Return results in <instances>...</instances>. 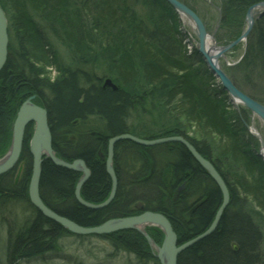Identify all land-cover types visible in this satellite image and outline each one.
<instances>
[{
  "label": "trees",
  "instance_id": "16d2710c",
  "mask_svg": "<svg viewBox=\"0 0 264 264\" xmlns=\"http://www.w3.org/2000/svg\"><path fill=\"white\" fill-rule=\"evenodd\" d=\"M258 1H223L222 23L228 27L226 35L236 33V21L243 9ZM0 5L11 37L7 60L0 71V126L10 121L23 101V92L25 95L35 93L38 103L48 111L54 148L70 160L83 158L91 168L92 175L82 188V196L94 203L103 202L110 191L104 161L99 158L100 150L106 152L108 137L126 132L144 138L171 133L184 136L220 173L229 188L230 203L214 232L184 250L178 264L263 262L264 163L251 153L249 139L254 137L249 133L248 137L245 135L237 113L228 108L226 92L216 93L200 78L180 39L176 13L165 0H0ZM37 20L72 51L75 58L72 67L59 64ZM247 44L246 53L255 49L264 66V15L255 20ZM51 71L56 72L52 78ZM101 75L109 76L117 88L103 87ZM10 105L14 106L9 116ZM164 112L170 118H163ZM241 112L249 120L245 110L241 108ZM89 117L99 118L101 127L87 125ZM33 126L31 124L26 132L19 160L26 166L23 180L13 185L14 170L0 175V200L9 195L25 197V182L29 179L32 160L28 132ZM193 128H197L194 136H188V130ZM97 130L102 138L89 141L83 137ZM6 144V134H0V148ZM158 147L159 153L155 149ZM138 150L150 153L155 162L151 177L143 175L144 187L149 184L150 189L158 190L155 210H165L161 207L163 193L160 191L165 187L161 175L164 165L169 164L177 178L186 170L192 171L188 188L166 215L180 243L205 231L222 202L221 192L211 176L180 143L146 149L126 140L116 145L117 153L135 155ZM159 154L164 156V161L159 159ZM134 155L132 160L136 163L138 158ZM114 161L118 164L119 159ZM144 164L134 172L141 175L140 172L145 171ZM75 179L71 170L45 160L41 177L44 203L82 226L97 225L116 216L103 213L113 212L114 206L122 205L123 192L117 190L109 205L91 210L75 199ZM195 193L203 194L206 200L194 210V206L191 208L193 213L185 222L183 208L189 205L190 195L195 197ZM26 224L11 242L10 258L15 254L19 258L38 255L50 248L45 237L57 231L68 232L42 214H35ZM103 237L116 249H132L142 264H160L152 255L146 238L138 231L121 230ZM232 243L237 244L238 250H232Z\"/></svg>",
  "mask_w": 264,
  "mask_h": 264
},
{
  "label": "rangeland",
  "instance_id": "374dc122",
  "mask_svg": "<svg viewBox=\"0 0 264 264\" xmlns=\"http://www.w3.org/2000/svg\"><path fill=\"white\" fill-rule=\"evenodd\" d=\"M183 1H186L191 6V9L202 20L206 33L209 39L211 40V45H213V42L215 43V41H216L215 44L217 46L226 45L236 40L238 37H240L243 32L248 31L244 38L242 37V39L239 42L232 45L227 51H225L224 55L219 58L220 60L219 64H221L220 68L222 69L224 74L231 80V82L239 90H242L250 94L251 96H253L255 99H257L264 105V66H263V62L259 58V55L257 51H255V49L252 48L251 52L246 53V49H248V44H247L248 37H249V34L252 28L254 27V25L252 26V24L254 23L256 19L262 17L264 14L258 17H253V22L251 26L249 27V23L247 20L248 18L247 12L249 11V9L248 8L243 9L244 10L243 14L239 18H237V21H236L237 23L236 33L234 35H232L231 33H228V35H226V31L228 27H225L224 26L225 24L222 23L223 22L222 19L224 18V10H223L224 0H183ZM175 15L177 16L176 21L178 23L180 39L182 41V44L186 48L187 54L192 57V58L190 57L191 63L193 64L195 63V66L198 69V72L200 73V78L203 79L208 84H210V87L214 89L216 93H219V91L222 92L223 88L221 87L218 77L210 72V70L207 68V65L202 61L203 59L202 55L198 53L196 50L198 38L196 37L194 28L189 26V21L184 16L179 15V14L178 15L175 14ZM37 24L39 25L41 30H43V34L47 42L55 51L56 58L59 64H61L64 67H70V66L72 67V65L75 62V58L73 56L72 51L68 47H66L63 43L55 39L48 32V30L44 27V25L40 23V21L37 20ZM8 27L9 25L7 23V31H8ZM184 27L186 28L184 29ZM238 30L240 31V34H238L239 32L237 33ZM8 38L10 42L11 37H10L9 32H8ZM191 38L194 41H192ZM8 47H9V43H8ZM54 75H56V72L51 71L49 76L50 78H52ZM103 81L104 80H102V82ZM18 93L19 92H17V94ZM22 94L24 95L23 99H28L31 97V95H33V97H31L30 99L31 102H36V101L38 102V98L35 93L31 92L30 94L25 95L23 92ZM225 94H226L225 97H227V100L225 102L227 103V105H229L228 108L231 110V112L237 113L242 124L243 122H245V124L246 123L248 124L247 125L248 127H245V131H244L245 135L248 137L249 131L254 134V131L258 130V132L261 134V138L263 139V143H264V122L257 115H253L247 108L242 107L240 104L235 102L229 95H227V92ZM13 106L14 105H10V109L8 110L9 116L11 115V113H13ZM241 108L245 110V114L248 115L249 120H247V117L246 118L243 117ZM18 110H19V107L16 108V112L12 115V117H10V121L6 124L2 123V125L0 126L1 136L3 134H6L7 136L6 146L3 148H0V160H3L5 158V156L7 155L11 147L12 134H13V123L15 121ZM163 114H164L163 118L169 117V114H166V112H164ZM9 116L7 115L6 119ZM98 119L99 118L89 117L87 119V125L97 127V129H99L101 125H100V122L97 121ZM32 124L34 125L35 123H32ZM7 127H8V131H7ZM252 128H254V131L251 130ZM196 129L197 128L189 129L188 136H194V130ZM30 133L32 134V132H28V135ZM101 134L102 133L97 130V131H93L92 133L88 132L87 135L83 137H85V139H88L89 141H92V140L95 141L96 137L102 138V136H100ZM30 135L28 137H31ZM168 135L169 136H179L177 134L175 135L172 133ZM168 135L165 134V135L156 136V137L149 136L145 138L144 137H140V138L146 139V140H154L156 138L158 139V137L165 138ZM69 138L72 139L73 137L69 136ZM25 140H24V143H25ZM124 140L131 141L129 139H124ZM249 140H250L249 148H250L251 153L254 155L256 159L264 163V156L262 154L264 150V146L262 147V143L260 142L258 138H254V139L250 138ZM163 144H166V143H159L157 145H153L150 147H156L158 145H163ZM108 145H109V140L107 141L106 152L103 149L100 150L99 152V158H101V160L104 161V166L106 170H107L106 166H107V161H108ZM116 145L114 147L113 156L111 159L112 162H111L110 169L112 171H106L108 178H109V182L111 183L109 184L110 188L112 187V184H113V181H112L113 178H112V173H111L113 172L117 180V184L114 188L115 192H117L118 189L119 191L125 190V189L121 190L123 184H126L127 189L129 190L132 189L134 191L135 194L134 195L131 194L133 197L129 199L130 200L129 204L132 209L134 208L136 211H138V209L140 210V208L145 209V210H150L154 208L152 210H155L158 204V202L155 200L157 197H153L154 194L152 196L148 193L149 191H151L152 193L157 194L156 191L158 190L156 189L155 191L152 188L150 189L148 187L149 184H147V186L144 188L136 190L137 184L135 182V180H137L136 170L140 167L141 163L145 162L144 164L145 172L149 173L148 178L151 177L152 173L155 172V162H154L153 157L150 156L149 153L146 154V152L143 150H138V152H136L135 154L136 156L134 154L130 155V152L129 153L123 152V154L117 153ZM139 146L142 147L143 145H139ZM143 147L147 148L149 146H143ZM155 149L159 153L160 147L155 148ZM53 150H54V155L58 159H62L65 162H70V163L73 162V160H70V158L67 155L65 156L61 154L60 151L56 150L54 147H53ZM160 154L158 157L162 161L164 159L163 158L164 156L161 157ZM132 155H134L135 157L139 159V160L138 159L136 160V163H134V159L132 160ZM77 158L80 159V157H77ZM116 158L117 160L119 159L118 164H116L114 161L116 160ZM48 159H45V160H48ZM43 162L41 164V177H42ZM52 163L54 162L52 161ZM201 167L204 169L203 166ZM25 169H26L25 163L24 162L20 163V161H18L15 167H13L10 170V171L14 170L13 175H12V181H13L14 186L19 185V183L23 180V177L26 173ZM162 170H163V182L165 183V187L162 188L163 192H162V189L160 190L161 193H163V197H161V203H162L161 207L165 209H168V208L170 209L174 207V205L177 202L180 201L182 194L188 188L189 183H190L189 181L191 178L190 176L192 175V171L187 170V172L185 171V174L183 176L182 175L180 176L181 178H177V176H175L174 174L172 167H170L169 164L166 166L164 165V168ZM73 173L75 174V178H76L75 179L76 181L74 183V192H73L74 197L76 199V197L78 196L76 193V190L79 187V196L82 197V199H84L82 196V188L84 187V184H86L88 180H86L84 183L81 182L82 178L84 177V171L82 170V168H80L79 171H76V172L74 171ZM121 175L124 178V180L118 179V178H121L120 177ZM28 176H29V179H26V182H25L27 186L26 187L27 191L25 192L27 193V195L26 193L24 194L23 192V194L26 195L27 197L25 196L23 198L21 197L15 198V197H12L14 195H9V197H6L5 199L0 200V264H142V262L138 261L137 255L134 252L125 250L123 249V247L122 248L119 247L118 249L114 248L111 245L110 241L107 240L105 237H103L108 234L98 235V234L92 233V234H86V235H77L69 231L68 232L65 231L62 233H59L57 231L56 233L51 234L49 237H45V239L48 242H50V244H47V247L50 246V248L49 249L46 248L47 250L44 249V251L42 252L40 251L41 253H38V255H35L33 257H28V258L26 257L19 258L15 254L14 256L10 258L8 249L10 248L11 242H13V239H15V236L19 233L20 229L23 228L22 225L25 226L26 223L30 222L31 219L35 217V213L33 211V207L35 208V206L32 203H30V199H29L30 198L29 189H30V182H31V176H32V160H31V166L28 170ZM41 177L39 181L40 195H41ZM14 186L13 188L15 189ZM169 186L171 187L170 191L166 189V188H169ZM18 193L20 194V192ZM197 195L198 193H195L196 197ZM114 198H115V194L113 195L112 200ZM204 199H203V202H204ZM193 200H194V196L193 194H191L189 205H188L190 207V211L193 206H194L193 210L199 206V204L196 202H193ZM31 204L33 207L31 206ZM220 206L221 204L219 205V207ZM190 214L191 212H188L185 214V218H186L184 220L185 222L186 220L188 221ZM262 216H264V212H262ZM179 224L181 225L182 228H185L182 222H179ZM26 226L28 227L27 224ZM262 227L264 230V224L262 225ZM43 229L45 230V228ZM208 229L206 228L205 231H207ZM126 230H130L131 232L142 231L140 233L145 238L146 236H149L150 238L149 239L146 238V240H147L148 246L151 249L152 255L156 257L154 254L158 253V248L162 246V243L165 238V231L160 227L159 224H151V225H146V226L138 225L133 228L126 229ZM118 231H121V230H118ZM151 232L155 233L157 237H153ZM234 247H235V251L238 250L239 248L236 243H232L231 245L232 250L234 249ZM262 250H264V231H263ZM261 254H264V253H261ZM10 255H11V251H10ZM256 264H259V263H256ZM261 264H264V260Z\"/></svg>",
  "mask_w": 264,
  "mask_h": 264
},
{
  "label": "water",
  "instance_id": "95a60500",
  "mask_svg": "<svg viewBox=\"0 0 264 264\" xmlns=\"http://www.w3.org/2000/svg\"><path fill=\"white\" fill-rule=\"evenodd\" d=\"M173 9L178 12L180 15H186L188 19L192 21L195 28L196 37L198 38V43L196 45V50L200 53L208 62V66L215 72L216 76L219 78L220 84L224 90L227 91L228 95L235 101L243 104L248 109L251 110L253 114H256L261 120L264 121V106L260 103L253 101L252 99L248 98L245 94H243L232 82L231 80L224 74L222 70L217 67V60L224 55L225 51H227L232 45L239 42L242 37L244 38L248 31H245L238 37L236 40L230 42L227 45L217 46L215 43L210 45L209 48L206 47V38L208 35L206 33L204 24L202 20L198 17V15L186 6L184 3L178 0H166ZM255 6L261 7L260 14H264V1L258 3ZM254 7V6H253ZM252 7L249 8L247 12V20L249 23V27L252 24ZM250 20V21H249ZM8 31H7V18L5 13L0 6V71L4 67L7 56H8ZM102 86H110L113 89H116V85L112 82L110 78L104 79L102 82ZM32 97V96H31ZM31 97L25 100L21 107L17 112V116L13 123V134H12V142L11 147L3 160H0V175L9 172L20 159V155L23 148V143L25 140V133L27 126L34 122L35 128L34 132L31 134L29 140V151L32 155V176L30 182V201L31 203L42 213V215L54 222H57L60 226L68 229L69 231L80 234H109L118 230L128 229L135 227V223H141L147 221L152 224H159L165 228V238L162 243V246L158 248V253L154 254L161 264H178V257L179 255L189 248L192 244L196 243L197 241L207 237L210 235L214 230L217 228V225L220 221L221 215L223 214L224 208L228 205L229 202V191L225 181L222 179L220 174L215 170L212 163L204 158L195 148V146L187 139L182 136H170L167 138L162 139H154V140H146L140 137L134 136L129 133H121L119 135L113 136L109 139L108 145V161H107V171H112L110 169L111 166V159L113 156L114 147L117 142L129 139L136 144L143 145V146H152L159 143L175 141L182 143L191 153V155L195 158L197 163L206 169L209 175L214 179L216 184L222 190L223 193V202L219 207V210L215 216L214 222L210 226V228L202 233L201 235L197 236L196 238L183 243L181 245L178 244V238L173 230L169 219L160 213L155 212H146L143 215L136 217V218H121V219H110L98 226H82L79 225L77 222L64 217L60 216L52 209H50L42 200L39 192V181L41 177V164L45 159H51L55 164L66 167L68 169L77 170L82 168L84 171V177L82 178V183H84L90 177V171L87 168V165L84 160H74L73 162H65L62 159H58L54 155L53 150V138L52 133L50 130V126L47 119V111L45 108L36 105L35 103L31 102ZM237 99V100H236ZM262 146L264 145L263 140L260 138ZM113 186L115 188L117 184L116 177L114 176L113 172ZM77 193V201L89 208H102L108 205L113 198L114 191L109 196L108 200L104 203L100 204H92L86 202L82 197L79 196V187L76 190ZM142 232V231H140ZM148 235V234H147ZM146 238H150L146 236ZM235 249V247H234Z\"/></svg>",
  "mask_w": 264,
  "mask_h": 264
},
{
  "label": "bare ground",
  "instance_id": "6f19581e",
  "mask_svg": "<svg viewBox=\"0 0 264 264\" xmlns=\"http://www.w3.org/2000/svg\"><path fill=\"white\" fill-rule=\"evenodd\" d=\"M256 3H254V4H252L253 6L255 5ZM170 6V5H169ZM253 6H249L248 7V9L249 8H251L252 7V10H251V12H254L256 9H254V7ZM171 7V6H170ZM172 9H173V7H171ZM174 10V9H173ZM175 11V10H174ZM175 13L178 15L179 13L178 12H176L175 11ZM180 15V14H179ZM182 16H184L188 21H189V26L190 27H192V28H195V26H194V24L192 23V21L190 20V19H188L187 18V16L186 15H182ZM250 21V20H249ZM252 22H253V20H252ZM255 23V22H254ZM254 23L252 24V26L254 25ZM189 27V28H190ZM186 27H184V29H185ZM196 29V28H195ZM192 41H193V39H192ZM206 47L207 48H209V46L211 45V40L209 39V37L208 38H206ZM203 57V56H202ZM202 61L207 65V68L210 70V72L211 73H213L215 76H216V74H215V72L208 66L209 64H208V62L206 61V59L203 57V59H202ZM220 60L218 59L217 60V67L220 69V70H222L220 67H221V64H219L220 62H219ZM100 78L102 79V80H104V79H106V78H109V76H104V75H101L100 76ZM219 79V78H218ZM222 87V86H221ZM116 88H117V86H116ZM243 94H245L246 96H248V98H250V99H252L253 101H255V102H257V103H260V104H262L260 101H258L257 99H255L253 96H251L250 94H248V93H246V92H244V91H242V90H240ZM227 95H228V93H227ZM32 97H33V95H31ZM25 100H27V99H23V101L20 103V105L18 106V107H21V105H22V103L25 101ZM237 100V99H236ZM238 103V102H237ZM36 104L37 105H39V106H41V107H43V108H45L46 109V107L43 105V104H40V103H38V102H36ZM263 105V104H262ZM241 106L242 107H244L243 106V104H241ZM264 106V105H263ZM46 111H47V109H46ZM49 118V116H48V111H47V119ZM48 121H49V119H48ZM263 121V120H262ZM264 122V121H263ZM31 124H29L28 126H27V129L29 128V126H30ZM50 130H52L51 129V127H50ZM256 131H258V130H256ZM31 132H34V128L32 129V131ZM119 135V134H118ZM167 137H170L169 135L168 136H166L165 138H167ZM157 139V138H156ZM158 139H162V137H158ZM170 142H172V143H180V142H175V141H169V142H164V143H170ZM180 144H182V143H180ZM137 145V144H136ZM157 145V144H156ZM183 145V144H182ZM139 146V145H138ZM153 146V145H152ZM184 146V145H183ZM264 146V145H263ZM143 147V146H142ZM185 147V146H184ZM144 148V147H143ZM147 148H151L150 146L149 147H147ZM196 148V147H195ZM146 149V148H145ZM196 150L198 151V149L196 148ZM199 152V151H198ZM150 154V153H149ZM263 156H264V150H263ZM150 156H152L151 154H150ZM79 158H74V159H72L73 161L74 160H78ZM51 162H52V160L51 159H49ZM80 160H84V159H81L80 158ZM99 161V160H98ZM103 161V160H102ZM199 164V163H198ZM200 165V164H199ZM60 166V165H59ZM60 167H62V166H60ZM87 168H88V170L90 171V176L92 175V170H91V168L87 165ZM68 169V168H67ZM69 170H71L72 172H76V171H79L80 169H77V170H72V169H69ZM106 170V169H105ZM107 171V170H106ZM186 172H187V170H186ZM141 173V175L140 174H137L136 175V179L137 180H135V182H136V186H137V189L136 190H139V189H141V188H144V184H146L145 183V180H146V178L143 176V175H146V176H148L149 175V173L148 172H145V171H142V172H140ZM185 174V173H184ZM218 174H220L219 172H218ZM75 175V174H74ZM161 175L163 176V170H161ZM175 176H177V175H175ZM183 176V175H182ZM186 176V175H185ZM221 176V175H220ZM121 178H118V179H123L124 180V178L122 177V175L120 176ZM178 177V176H177ZM222 177V176H221ZM213 179V178H212ZM223 179V178H222ZM111 180V179H110ZM214 180V179H213ZM224 180V179H223ZM112 181H113V179H112ZM106 182L109 184L110 182H109V178L106 180ZM215 182V181H214ZM216 183V182H215ZM5 184V183H4ZM3 184V185H4ZM216 186H217V188L220 190V192H221V195H222V202H223V193H222V190H221V188L219 187V185L218 184H216ZM5 187V186H4ZM3 187V188H4ZM227 188H228V186H227ZM111 190L110 191H108V196H107V198L103 201V202H100V203H104L106 200H108V198H109V196L111 195V193L114 191V194H115V196H116V194H117V192H115V189H114V186H113V184H112V187L110 188ZM118 189V188H117ZM123 189H125V190H123ZM127 186H126V184H123L122 185V188H121V190H123V191H121V193L124 195V198H122V205H120V204H117L116 206H114L112 209V211L113 212H110V213H107V212H105V213H103V214H115L116 216H113V219H121V218H136V217H139V216H141V215H143L144 213H146V212H155V213H160V214H169V211H170V209L168 208L167 210L165 209V210H152V209H150V210H145V209H141L140 208V210L138 209V211H136L134 208L132 209L131 208V206H130V198H132L133 196L132 195H134L135 193H134V191L132 190V189H127ZM166 189H168V188H166ZM208 188H206L205 190H207ZM119 190V189H118ZM228 191H229V188H228ZM162 192H163V189H162ZM132 194V195H131ZM148 194H150V195H152L153 196V194H154V196L153 197H157L156 195L157 194H155V193H152L151 191H149V193ZM198 197V198H197ZM197 197L195 196L194 197V200H193V202H196V203H198L199 205L203 202V199H204V196H203V194H198L197 195ZM85 200V199H84ZM206 200V197H205V199H204V201ZM86 202H89V201H87V200H85ZM112 202V201H111ZM110 202V203H111ZM222 202H221V204H222ZM89 203H92V204H95L94 202H89ZM100 203H97V204H100ZM109 203V204H110ZM229 203H230V191H229V202H228V205H229ZM108 204V205H109ZM129 204V205H128ZM82 205V204H81ZM227 205V206H228ZM84 206V205H83ZM107 206V205H106ZM129 206V207H128ZM226 206V207H227ZM86 207V206H85ZM105 207V206H104ZM89 208V207H88ZM103 208V207H102ZM52 209V208H51ZM89 209H91V210H96L95 208H89ZM97 209H100V208H97ZM184 209V214H186V213H188V212H191V214H192V211H190L189 209H188V206H186V207H184L183 208ZM38 210V209H37ZM53 210V209H52ZM142 210V211H141ZM218 210H219V208L215 211V216H216V214H217V212H218ZM224 210H225V208H224ZM54 212H56L55 210H53ZM224 212V211H223ZM57 214H59L58 212H56ZM42 214V213H41ZM91 214H93V213H91ZM60 216H64V215H61V214H59ZM64 217H66V216H64ZM166 217L169 219V217L166 215ZM221 217H222V215H221ZM110 219H112V217L110 216V217H108V218H106L103 222H101L100 224H102V223H104V222H106V221H108V220H110ZM190 219V218H189ZM189 219H188V221H189ZM221 219V218H220ZM187 221V220H186ZM169 222L171 223V225H172V227H173V223H172V221H171V219H169ZM214 222V219H213V221H212V223ZM57 223V222H56ZM212 223L210 224V226L212 225ZM79 224V223H78ZM100 224H97V225H93V227L94 226H98V225H100ZM152 223H149V222H147V221H144V222H141V223H138V222H136L135 223V225L134 226H138V225H140V226H146V225H151ZM80 225V224H79ZM209 226V227H210ZM92 227V226H91ZM160 227L165 231V228L162 226V225H160ZM208 227V228H209ZM207 228V229H208ZM129 229V228H128ZM123 230H126V229H123ZM173 230L175 231V229H174V227H173ZM205 231H203V233H204ZM175 233H176V235H177V238H178V243H179V245H181V244H183V243H180V241H179V237H178V233L175 231ZM202 234V233H201ZM201 234H198L197 236H199V235H201ZM197 236H195V237H193L192 239H194V238H196ZM192 239H190V240H192ZM190 240H188V241H190ZM188 241H186V242H188ZM186 242H184V243H186ZM132 250V249H131ZM130 250V252H133V251H131ZM234 251H235V249H233ZM160 262V261H159ZM161 264V263H160Z\"/></svg>",
  "mask_w": 264,
  "mask_h": 264
},
{
  "label": "flooded vegetation",
  "instance_id": "af4514ba",
  "mask_svg": "<svg viewBox=\"0 0 264 264\" xmlns=\"http://www.w3.org/2000/svg\"><path fill=\"white\" fill-rule=\"evenodd\" d=\"M25 196H26V195H25ZM76 200H77V199H76ZM31 206H32V205H31ZM32 207H33V206H32ZM34 209H35V208L33 207V211H34L35 214H41V212H40L39 210H37V209L34 210Z\"/></svg>",
  "mask_w": 264,
  "mask_h": 264
}]
</instances>
